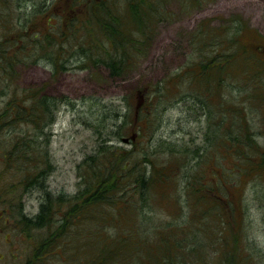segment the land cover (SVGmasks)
<instances>
[{"label": "trees", "instance_id": "trees-1", "mask_svg": "<svg viewBox=\"0 0 264 264\" xmlns=\"http://www.w3.org/2000/svg\"><path fill=\"white\" fill-rule=\"evenodd\" d=\"M111 1L113 0H94L96 9L89 14V21L97 26L103 20L102 34L90 29L85 32L84 37L75 28L79 27L78 22L83 24L79 14L67 19L68 14L60 9L58 13L53 10L51 13L52 5L49 7L47 3L42 4L44 10L41 14H52L55 23L49 24L46 32L36 31V27L31 24L17 30L15 23L10 26V22H6L11 21V15H8L4 23L0 22V29L4 34L0 35V86L11 85L16 76L11 68L25 59L34 61L46 58L54 64L56 72L68 70V64H71L72 69L80 71L101 66L111 79L128 76L139 70V66L149 55L157 25L168 18L169 13L165 9L167 0H134V3H129L128 12L117 5L119 14L115 15L112 9L107 10L109 4L105 2ZM81 2L82 0H71L68 8L75 10ZM186 2L178 0V3ZM104 13L106 19L101 18ZM239 31L240 27L235 29L234 33L237 34L229 35L227 32L222 36L225 40L222 39L221 43L226 41L228 45L227 50L223 49L225 52L222 53L215 50L219 46L217 43L211 45L212 50L209 49V31L202 30L199 32L200 42L194 40L193 48L197 53L191 55L198 59L195 61L192 58L194 61L186 67L183 74L182 71L175 73L164 84L158 83L153 89L145 91V95L135 93L138 99L142 98L136 105L126 97L123 108L117 106L116 110H112L102 106L93 124L97 141L99 139L101 142L97 143L94 152L86 155L80 164L79 178L83 187L69 200L65 194L54 197L49 192L46 184L49 171L39 169L40 158L43 157L42 148L38 147L40 152L34 158L37 150L35 145L24 146L23 150L30 154L24 165L29 166L28 171L33 167L35 169L34 173L21 175L18 185L24 183V192L28 189L38 190L41 195L46 196L38 219L41 220L43 214L46 215L45 218L51 214L54 233L57 229L66 231L63 235L59 234L65 238L69 236L68 232H73L69 227L75 220H78L77 228H73L77 229L76 232L84 221L85 232L89 229L90 232L93 231L86 235L93 237L92 239L98 238L99 242H87L89 240L86 241L81 236L69 238L75 243L84 239L85 258L100 257L98 264H118L127 259L130 262L132 257V264H141L143 255L152 264H180L190 249L192 252L206 245L198 241L207 242L209 238L218 242L228 241L233 236V231L224 227L226 219L222 206L228 205L225 204L223 193L229 194L232 190L233 179L235 182L240 181L241 185L246 178L258 181L259 177L264 179V156L258 158L255 155L257 162L250 163V158L259 151L255 146L252 125L247 120L248 112L229 105L225 100L217 105V97L215 98L226 89L231 92L232 86L239 91L246 89L248 84L255 81V76H260L259 69H264V46H256L254 51L244 45L241 47L237 38ZM239 51L247 54L245 64L257 57L261 66L250 70V63L248 68H245L246 65L240 69L239 57L236 56ZM74 53L79 56L70 60L69 57ZM235 68L242 71L239 75L245 81L252 78V83L250 81L240 88L232 80V76L238 74V71L237 74L233 73ZM170 85L172 91L175 90L174 93L179 87L181 91L186 90L193 96L196 110L207 120L208 125L199 131V143L178 144L160 137L154 138L155 132L165 122L164 113L161 112L165 106L163 104H172L176 98V95L171 94ZM40 92L30 91L25 99H22V93L21 99L15 96L16 99L5 102L6 108L0 110V125L21 120L23 125L33 124L37 126L36 130H40L53 123L57 100L40 96ZM257 96L258 92L255 97ZM262 97L264 96L260 100L258 98L259 102L264 101ZM219 115L232 119L237 125L236 133H228L224 129L223 120L209 123L211 117L216 119ZM17 124L18 122L13 123L14 128ZM4 157L9 158L5 153ZM227 158H233L236 163L226 168ZM246 165L250 166L245 168ZM263 183L261 182L260 192H264ZM229 197L228 195L227 198ZM260 201L264 208V198ZM229 204L231 215H235L236 210L244 206L241 203L238 207V203L234 204L233 200ZM170 205L171 209H175L172 218L166 221L154 218L155 210L166 212ZM181 214H190L191 219L174 218ZM126 215L130 216L128 223L123 222ZM214 216L219 217V225L214 224ZM188 226L193 228L185 231ZM108 228H113L116 232L108 234ZM238 236L237 232V236L234 235L233 238ZM188 237L194 239V245L189 243L185 248ZM90 245H98L99 249L88 255ZM229 258L228 262L231 264H241L237 255L230 254Z\"/></svg>", "mask_w": 264, "mask_h": 264}, {"label": "rangeland", "instance_id": "rangeland-1", "mask_svg": "<svg viewBox=\"0 0 264 264\" xmlns=\"http://www.w3.org/2000/svg\"><path fill=\"white\" fill-rule=\"evenodd\" d=\"M70 1L0 0V22L4 23L5 18L11 15V21L6 22H10V26L15 23L18 26L17 30H22L21 28H25L26 25L31 24L36 27V31L46 32L49 24L55 23L52 14L51 16L50 14H41L42 10H44L42 4L47 3L46 5L49 7L52 5L51 13L52 10L58 13L60 9L68 14L66 15L67 19L79 14L82 17L81 21L83 24L78 22L77 26L79 27L75 28L81 37H84L85 32L90 29L96 30L94 31L95 33L99 31L102 34L101 24L103 25L104 21L102 20L101 23L98 22L97 26L92 21H89V14L92 13L93 9H96L94 0H82L75 7V10L72 11L68 8V5L71 4ZM101 1L103 0H99V2ZM185 1L187 2L178 3V0H167L165 9L169 13L168 18L166 20L163 19L157 25L154 39L150 44L149 55L139 66V70L130 73L128 76L124 75L121 78L111 79L104 67L98 66L93 70L87 69L80 71L72 69L71 64H68V70L56 72L54 64L46 58H39L34 61L25 59L19 62L13 69L11 68V71L16 73L15 80L9 85L10 88L0 86V110L6 108L4 106L5 102L16 99L15 96H19V99H21L23 93L24 97L22 96V99H25V95L28 92L30 93V91H41L40 96H49L50 98L56 99L58 103L55 121L45 125L40 130H36L37 126L33 124L23 125L21 120L0 125V174L6 175L2 177L4 180H0V189L13 192V194L9 192L6 195L7 197L14 195L18 197L14 198L19 200L15 204H12L15 207L13 210H19V206L16 205H20V201L26 198H28V200L26 199L27 203H23L28 205V212H36L40 204L38 197L41 193L38 190L30 191L26 197L22 189L23 187H19L18 185L21 175L34 173L35 169L33 167L31 171H28L29 166L24 165L30 157L29 152L23 150L24 146L35 145L37 150H35L36 153L33 152L35 155L34 158H37L40 152L38 147L42 148L41 152L43 157L40 158L41 166L39 169L49 171L46 180L48 190L54 197L65 194L66 199L69 200L70 197L74 196L83 187L82 181L79 178L80 164L86 155L94 152L97 143L101 142L99 139L97 141L93 124L102 106L111 108L112 110H116L117 106L123 108L126 97L130 98V101H133V105H136L142 98L138 99L135 93L140 92L142 95L143 93L145 95V91L147 92L149 89H153V86L158 83L164 84L175 73L182 71L181 74H183L186 71V67L192 61L198 59L194 55H191L197 53H195L193 48V45H195L194 40L199 41V32L202 30L209 31L207 34L209 37V49L215 43L219 45L215 49L216 51L222 52L227 50V42L221 43V41L225 40L222 36L227 32L229 35H232L238 27H240V31L237 38L240 40L238 44L241 47L244 45L247 48L249 47L251 51H254V49L264 46V0ZM131 2L134 3V0H113L105 3L109 4L107 5V10L112 9L111 11L115 15L119 14V10L117 11L119 7L117 5L122 10L128 12L129 3ZM57 18L60 21V18ZM101 18L106 19L105 13L101 15ZM71 32L73 34V31ZM1 34L3 33L0 29ZM256 46L259 47L256 48ZM246 55L242 51H239L236 55L239 57L238 65L240 69H243L246 65L245 68H248L250 63V70L261 66L260 60L257 57L255 59L259 63L253 60L249 64H245ZM77 56L79 54L74 53L69 59L71 60V58ZM240 69H233V73L237 74L236 72L238 71V74L237 76H232V80L236 81L241 88V86L245 87L252 78L245 81L244 77L242 78L239 75L242 73ZM259 70L260 76H255V81L253 83L251 81L250 83L252 84H248L246 89L239 91L232 86L231 92L226 89V91H222V94L215 96V98L217 97V105L218 103L221 104L222 100H225L229 105L233 107L237 106L245 112H248L249 117L247 120L252 125L253 138L256 139L255 146H257V150L259 151L258 154L255 152L250 158L251 164L257 162L255 155H258V158L262 155L264 156V101L259 102L261 96H264V69L262 70L260 68ZM169 87L171 94L176 95V98H174L172 104H163L165 106L161 109V112L164 113L165 122L155 132L156 136L154 138L160 137L168 141H175L178 144H184L186 142L199 143V131L208 125L207 120L201 117L196 110L192 101L193 96L186 90L181 91L179 87L176 88L175 86L176 93H174L175 90L172 91V86L170 85ZM257 92L258 96L256 98ZM67 101L70 103L67 104ZM223 116L224 119H222ZM223 116L219 115L216 119L211 117L209 123L213 124V122L223 120L224 129L228 133H236L237 125L231 121L232 119L229 116ZM14 122H18L16 128L13 126ZM37 135L40 136L37 137ZM4 153L9 158L4 157ZM235 161L233 158H227L226 168L231 167L236 163ZM249 166L246 165L245 168ZM14 174H19V176ZM237 174H240V172ZM234 180L232 181L234 185L229 194L223 193L226 199L225 204L228 206H222V208L225 212L224 217L226 219L224 227L229 229L230 232L233 231V236L235 235L236 237L237 232L239 236L236 239L231 236L226 242L224 240L218 242L211 238L207 242L206 240L198 241V243L206 245L196 248L192 252L190 249L180 264H231L228 262L230 254L237 255V260L241 264H264V208L261 207L260 201L264 198V196H261L264 192H260L261 182H264V179L259 177L258 181L257 179L246 178L242 182V185L240 181L235 182ZM228 195L230 196L229 198H227ZM259 197H262V199ZM156 200L161 204L158 199ZM231 200H233L234 204L238 203L236 204L238 207L241 203L244 205L236 210L235 215H231V206L229 204ZM68 204L70 206L69 201ZM171 208L172 206L170 205V209L166 212L159 209L155 210L154 218L159 221L169 220L173 217L175 211V209ZM174 218L177 220L191 219V215L181 214L179 217ZM212 218L214 224H220L219 217L214 216ZM129 221L130 216L126 215L123 218V222L128 223ZM77 222L78 220H75L70 225L69 229H72L73 232H68L69 236L67 238L81 236V238L89 240H86L87 242H99L98 238L92 239L93 237L87 236L93 231L90 232L91 229H89L87 233L85 232L84 221H82L81 227H78V231L76 232L77 229L74 230L73 228H77ZM192 228L193 226H188L185 231ZM108 229L106 230L108 234L116 232L113 228ZM63 232L66 231L57 229L55 233L53 231V236L65 238L59 235H63ZM45 233H47L46 229L41 230L35 228L31 235L42 236ZM193 240V238L188 237L184 247L186 248L189 243H193L194 245ZM17 245L14 239H11L8 243L0 241V253H5L8 256L14 252ZM25 245L26 243H22L21 247L23 248ZM89 248L90 254L88 255H91L93 252L96 253L97 249H99L98 245H90ZM147 248L149 249V246ZM99 260L100 257L97 256H95V259L89 257L86 258V264H98ZM131 260H133V257ZM131 260L128 262L129 259H127L118 264H132ZM141 260L143 264H152V261H148L146 255H143ZM142 261H140L141 264ZM12 263L11 255L9 260L0 262V264ZM53 264H61V262L58 259H54Z\"/></svg>", "mask_w": 264, "mask_h": 264}, {"label": "flooded vegetation", "instance_id": "flooded-vegetation-1", "mask_svg": "<svg viewBox=\"0 0 264 264\" xmlns=\"http://www.w3.org/2000/svg\"><path fill=\"white\" fill-rule=\"evenodd\" d=\"M5 176L0 174V180H4L2 177ZM26 182L28 183V181ZM19 185L24 187V183ZM30 191L33 192L28 189L24 195L27 197ZM9 192L11 191L0 189V241L8 243L14 239L18 245L14 252L8 256L5 253H0V262L9 260L11 255L12 264H53L54 259H58L61 264H86L84 239H79L75 243L74 240L68 238L54 237V221L51 214L47 218L43 214L42 219H38L46 196L38 197L40 204L36 212H28V205L24 204L27 203L28 198L21 200L20 205H16L19 206V210H13L15 207L12 204H15L19 199H14L18 198L16 195L7 197ZM35 228L46 229L47 233L42 236L31 235ZM22 243H26L23 248L21 247Z\"/></svg>", "mask_w": 264, "mask_h": 264}]
</instances>
